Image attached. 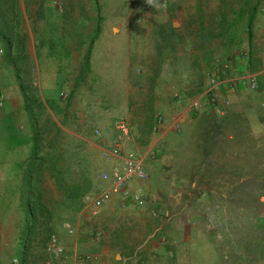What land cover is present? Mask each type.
<instances>
[{
    "label": "rangeland",
    "instance_id": "1",
    "mask_svg": "<svg viewBox=\"0 0 264 264\" xmlns=\"http://www.w3.org/2000/svg\"><path fill=\"white\" fill-rule=\"evenodd\" d=\"M24 3V6L19 7L22 17L17 26L23 49L16 55L18 59L15 67L11 66L12 73L19 77V82L22 81L28 86L29 96L38 97L44 105L50 102L45 100L44 103L42 98L40 92L42 81L48 80V76L51 75L54 81V76L58 73L65 81L75 79V86L70 84V88H66L69 90L66 98L68 101L75 98L78 106L80 104V109H77L81 111L82 126L81 130H77L80 136L76 138L82 140L87 137V133H91L90 140L94 142L100 140L102 136H107L110 143L105 141L106 150H110L115 143L112 122L117 118H126L131 124V136L120 143L123 150L136 151V142L147 141L145 128L149 123H155L158 113L162 114L155 111L153 115L149 103L152 102L154 91L159 89L155 87L156 81L165 79L167 83H164V86H170L173 90L169 91L173 93L182 91L187 97V88L188 90L200 88L203 79L209 77L206 67L212 59L217 60L215 64H218L230 58L229 54H225V48L221 46L226 37L222 32L219 35L225 27L230 26L228 32L240 38L241 43L238 46L247 43L249 46V43L253 42L256 53L261 52L254 41L256 38L254 28L250 37L243 28L247 10L253 6H255L253 27L255 23L264 26V0H151V3L149 0H24ZM241 10H245L243 14H240ZM97 25L99 30L95 34ZM29 33L34 37L32 48L37 51L36 60H33L27 48ZM0 47L2 48L0 70H4L9 63L12 64L16 47L13 46L11 60L5 54V47L1 43ZM73 48L74 51L80 52L78 58L83 64L86 49L90 48L89 65L93 64V61L96 65L88 67L86 72H80L84 65L80 66L78 71H65L66 68L62 70V62H65L63 60L68 61L69 58L64 53ZM96 50L108 54L107 62L103 60L106 54L95 55ZM236 50L237 47L229 49L232 52ZM120 52H125L124 59L121 58ZM169 62L171 65H168ZM31 65L33 69L27 70V66L30 68ZM93 68L96 70L94 74ZM122 68L127 69V76L121 80L117 76L122 72ZM165 70L174 73L163 74ZM66 77L69 80H66ZM111 77L113 87L110 88L114 91L111 92L112 97L107 98L122 103L126 101L125 109L120 107V103L103 104V95H108L109 92L101 85H106ZM142 81L146 83L141 87ZM125 82L126 87L123 86ZM176 88L180 89L176 91ZM59 90L60 88H57L55 92L61 97L58 94ZM140 95V98L147 100L146 119H141V115L134 116L135 113L128 108L129 102L132 100L134 102L135 98L139 99ZM21 97L23 98V95ZM98 98L103 101L95 103ZM68 106L71 107L72 104ZM84 106L86 111L83 110ZM34 112L36 113V110ZM25 113L26 111L24 116H27ZM45 115L43 112L38 121L39 128L44 130V133L42 136L41 133L38 134L41 140L34 149L29 124V128L16 131L14 135L7 128L11 119L7 118L3 131H0V264H45L47 255L44 247L51 234H55L64 247L63 256L53 264H140L136 258L147 251V248L137 249L133 260L127 258L122 262L121 252H126V248L117 244L113 249H109V245H105V235L110 234L108 232L110 228H113L112 232L117 233L120 223L114 220L105 221L100 208H93L85 203L79 210L71 209L64 214L63 207L69 208L71 201H65L63 189L48 168L55 162L57 167H60L71 161L69 156H65V149L67 146L69 148L71 146L69 142L72 143L76 138L70 134H61L55 129L51 130L53 123L50 119L47 120ZM73 120L70 117L66 123L69 128L75 126L77 120ZM76 123L78 125V122ZM96 130L100 132V136L95 134ZM185 148L187 144L183 150ZM84 149L89 158L92 155L95 158V154L100 158L104 156L101 151L89 148L86 141ZM100 160L96 157V169L93 171L108 169L102 167ZM182 169L184 170V165ZM25 175H28L27 178L30 176L38 192L34 199L39 218L35 233L26 246L19 241L25 224L23 208L25 204L21 195L20 198L18 195L23 183L24 187L28 186L23 180ZM73 176L76 174L72 171L71 179ZM183 187L187 188V183L181 186ZM146 190L151 194L152 190ZM7 194L11 198L1 196ZM261 201L264 203V196L260 197ZM213 213L215 211L211 212L212 217ZM141 214L145 225L151 229L153 226L150 223L157 217L154 219L149 216L148 208L141 211ZM210 222L211 218L207 223ZM258 223L262 226L264 221L259 220ZM224 224L223 222L218 226L220 229L214 237L218 243L225 238L222 230L229 227ZM259 228L257 231L262 235L264 228ZM152 230V241L157 240L158 244H167L171 241L168 240L170 236L167 235L168 238L164 235L159 236L154 227Z\"/></svg>",
    "mask_w": 264,
    "mask_h": 264
},
{
    "label": "crops",
    "instance_id": "2",
    "mask_svg": "<svg viewBox=\"0 0 264 264\" xmlns=\"http://www.w3.org/2000/svg\"><path fill=\"white\" fill-rule=\"evenodd\" d=\"M18 5L19 7L24 6V0H19ZM9 20L15 22L12 16ZM253 28L256 31L254 41L257 44L258 51L261 52L256 53L253 42L252 44L249 43V46L248 43L247 45L243 44L231 53L228 60L220 63L218 70H214L207 79H203L200 88L196 87L192 90L187 88V97L182 91H179V93L171 92L173 90L170 86H164V83H167L165 79L156 81L155 87L159 89L154 93L152 92V102L149 101V103L153 111L152 114L154 115L155 111L156 113L161 112L163 121L158 127L155 123H149L145 128L147 131L145 133V136H147L146 144L135 143L136 153L143 161L148 179L137 181L132 187L133 190L139 187H145L149 191L152 190L153 202L142 210L135 207L130 201H124L123 204L122 201L117 199L104 204L100 208L105 221L114 220L120 223L117 233L112 232L113 228H110L108 231L110 234L105 235L104 242H106L105 245H109V249H113V246L117 244L126 248V252H121L122 262H125L127 258L133 260L136 256V250L145 247L147 251L142 252V255L136 258V261H139L140 264L222 263V255L218 242L215 241L214 237L220 229L218 226L223 224L221 221L222 215L229 209L225 205L221 206L218 199H227L229 194L226 191H224L226 194L221 193L218 184L222 181L224 173H226V177H233L235 183L254 181L260 167L264 168V160H259L260 156H263L264 159V26L255 23L254 27L252 26ZM33 39L32 34L29 33L27 48L31 52L33 60H36L37 51L32 48ZM0 49L2 48L0 47ZM74 49L64 53L69 58L68 61L63 60L65 62H62V70L66 68L65 71H78L80 70L79 67L83 66V62L79 61L80 58H78L80 52L74 51ZM95 52V55L103 53L99 50ZM103 54H106L103 60L107 62L106 59L108 58L106 57L108 54ZM120 54L123 56L121 58L124 59L125 52H120ZM90 60L93 61L92 58ZM9 64L4 70H0V77H2L0 93L4 98L3 105L0 108V131H3L5 120L11 118L12 126L20 132L29 128V120L28 116H24L23 92L19 83H16V81L19 82V77H15L12 73L11 66L15 67V64L12 63L10 66ZM65 65L66 67L63 68ZM91 65L94 67L96 63L93 61ZM26 69L32 70V65L30 68L27 66ZM95 71H93V74ZM250 75L257 76L259 87L251 88L249 86L248 77ZM126 76L127 69L122 68V72L117 77L122 80ZM213 76L217 81L219 101L207 105L203 100L200 109L190 108V99L203 92L209 86V80ZM52 77V75L48 76V80L42 81L40 90L44 103L46 101L50 102L47 105L43 104V112L46 113L44 117L52 121L51 130L55 129L61 134H70V136L76 138L80 136L77 130H81L82 126L81 111L77 109H80V104L78 106L76 100H74L75 98L68 101L67 98H61L55 92L57 88H60L58 94L63 91L69 93V85L73 84L75 86L76 81L75 79L65 81L59 73L54 76V81H52ZM67 79L68 77H66ZM93 79L95 80V77ZM112 80L111 77L106 85H101L105 86L109 92L108 95H103V104L115 105L120 103V107L125 109L126 101L122 103L119 100L113 101L107 98V96L112 97L111 92L114 91L110 88L113 87ZM55 83L58 84L54 86ZM145 83V81H142L140 86H144ZM125 84L126 82L123 84L124 87H126ZM179 89L176 88L175 90L178 91ZM21 95H23V98ZM140 97L141 95L138 97L139 99L135 98L134 102H132L133 100L130 101L128 108L135 113L134 116L139 117L141 115V119H146L148 117H146L147 100ZM103 100L98 98L95 103ZM69 103L72 104L71 107L68 106ZM83 110L86 111L85 106ZM70 117L77 120L78 125L75 122V126L69 128L66 123ZM207 136L215 137V146L221 143L227 149L226 152L229 156L226 157L225 162L227 169L220 172V174L211 173L199 167L191 170L192 165L195 167L194 165L199 164L197 160H194V156H196L198 147L205 141ZM113 138H115V133ZM76 139L78 140V138ZM82 140L84 143L86 141L89 148H93V151H101L104 154L103 158L96 156V154L95 158H93V155L89 158L92 165L90 167L92 177L96 172L93 171L96 169V157L101 159L102 167L109 169L111 161L116 158L104 146L105 141L110 143L107 136H102L100 140L94 142L85 138ZM182 144H184V147L187 144V162L184 163L187 164V171L179 174L173 166L177 162L175 157H180V154L186 151L183 150L184 147L181 148ZM157 147L159 150H156ZM261 152L263 155H261ZM238 157H245L246 160H242L243 163L241 164L237 159ZM197 158H199V154ZM241 165L242 167H240ZM48 169L50 170V168ZM27 179L26 176L25 181ZM213 180L216 183H213ZM142 182L144 183L142 184ZM185 183H187V188H181ZM18 195L20 198V193ZM1 196L11 198L8 194ZM149 207L157 211V218L155 217L156 219L154 218L155 220L150 225L154 227V231H157V235L170 236V238H167L171 241L167 244H158L157 240L152 241L153 227L151 229L147 228L141 214V211H145ZM213 211L215 213L212 217L211 212ZM217 213L219 216H217ZM209 218H211L210 224L207 223ZM142 227L144 228L141 229ZM115 257H117V254H115Z\"/></svg>",
    "mask_w": 264,
    "mask_h": 264
},
{
    "label": "trees",
    "instance_id": "3",
    "mask_svg": "<svg viewBox=\"0 0 264 264\" xmlns=\"http://www.w3.org/2000/svg\"><path fill=\"white\" fill-rule=\"evenodd\" d=\"M18 2L19 0H0V42L5 47V54L9 56L10 60L12 59L11 53L13 46L16 47L15 56L23 49L21 44V35L18 34L19 28L17 27L21 15ZM244 11L245 10H241L240 14H243ZM254 15L255 6L247 10V19L243 28L248 33L249 37L252 34L251 30ZM11 16L15 21L14 23L9 20ZM98 28L99 26L97 25L95 34L98 33ZM230 29V26H228L225 27L223 31L219 32V35H221L222 32V35L226 37L221 46L223 49L225 48V54H229V56L231 55L230 53H232L229 49L232 47H237L238 49L240 48L238 45L241 43L240 38L236 34L228 32ZM89 53L90 48L86 51L83 64L84 66L80 72H86V70H88ZM15 56L11 63L16 65L18 56ZM216 61L217 60L212 59L206 67V72L209 76L214 70H218L217 68H219L220 63L222 62L221 61L220 63L215 64ZM168 65H171V62H169ZM172 70H175V68H172ZM173 73L174 72H167L166 70L163 72V74ZM19 85L23 90V106L27 113L29 125L32 131L31 141H34V149L37 147L38 141L41 140V137H38V134L41 133L40 136H42L44 133V130H40L38 124L39 117L43 112L44 106L38 97L29 96L28 86H25L22 81L19 82ZM35 110L36 113L34 112ZM219 126H221V124H219ZM7 128L12 134L16 135L17 130L14 126H12L11 122ZM86 136L87 137H84L85 139H91L92 134L87 133ZM214 139L215 137L211 136V138L205 139V141L198 147L194 160H197L199 164L197 166L194 165L195 167L192 165L191 170L199 167L205 171L220 174V172L227 169V166L225 165L226 157H229L226 152L227 149L221 143L215 146ZM83 144L85 145L83 140L73 139L72 143L69 142V145L72 147L70 146L68 148L67 146V149H65V156H69L71 161L60 167H57V163L55 162L56 164L53 163V166L50 168L52 176L56 178L57 183L61 186L64 194L66 195L65 201H71V203H69V208L63 207L64 214L68 213L71 209L79 210L95 191L94 179L91 175L92 171L90 169L91 165L89 162V154L85 151ZM4 150L6 151L7 148L5 147ZM156 150H159L158 147ZM185 150L186 151L180 154V157H175L177 162L174 163L173 168H175L176 172L179 174L187 171V164H182L183 162H187V148H185ZM2 153L4 154L3 151ZM198 154L199 158H197ZM261 155H263L262 152ZM237 159L241 164L243 163L242 160H246L245 157H238ZM259 160H264L263 156H260ZM183 165L184 170L182 169ZM240 167H242V165ZM72 171L76 174V176H73L71 179ZM225 174L226 173H224L220 184H218V187L221 188V193L226 191L229 194L227 199H218L221 206L225 205L227 208L229 207V209L221 217V221L224 222L226 226L229 225L227 229L222 230L225 235L224 240L218 243L223 259L221 264H264V233L261 235L257 231L260 229L259 227L264 228V223H262V226L258 223L259 220L264 221L260 215V208L264 205L262 201L260 202V197L264 196V168L260 167V170L256 174L257 178L250 182L246 181L235 183V179L233 177H226ZM26 176L28 175H25L23 180L28 186L24 187L25 184L23 183L22 188L19 189L23 204H25L23 207L25 210V224L19 241L25 246L29 242L31 236L35 233L36 224H39L34 199V196L38 194V192L33 185L34 183L32 184L33 180H31L30 176L28 177V180L25 181ZM213 183H216L215 180H213Z\"/></svg>",
    "mask_w": 264,
    "mask_h": 264
},
{
    "label": "built area",
    "instance_id": "4",
    "mask_svg": "<svg viewBox=\"0 0 264 264\" xmlns=\"http://www.w3.org/2000/svg\"><path fill=\"white\" fill-rule=\"evenodd\" d=\"M0 52L2 50L0 49ZM248 83L251 88L259 86L256 75L248 77ZM61 98L68 96L67 92H60ZM219 93L217 91V81L213 77L210 78L209 86L201 93L196 95L189 102V107L195 110L201 108L203 100L208 105H212L219 101ZM4 98L0 93V108L3 105ZM155 125L163 121V115L157 114L155 117ZM112 127L115 133V143H113L110 153L116 159L111 161L110 168L107 170L96 172L94 175L95 191L86 201L93 208H101L104 204L119 199L124 204V201H130L137 208H146L153 202V196L144 188L132 189L137 181H145L148 179V173L144 168L141 157L134 150H123L120 143L123 139H128L131 136V124L126 118H117L112 122ZM97 136H100L98 130L95 131ZM86 204V205H87ZM149 216L155 218L157 211L152 207L148 208ZM261 216L264 219V205L261 208ZM44 251L46 253L45 264H53L59 260L64 254V247L60 243L55 234H51L45 243Z\"/></svg>",
    "mask_w": 264,
    "mask_h": 264
},
{
    "label": "clouds",
    "instance_id": "5",
    "mask_svg": "<svg viewBox=\"0 0 264 264\" xmlns=\"http://www.w3.org/2000/svg\"><path fill=\"white\" fill-rule=\"evenodd\" d=\"M149 2L151 3V0H149ZM2 50V49H1ZM2 53V52H1ZM209 82H210V80H209ZM201 93V92H200ZM192 99V98H191ZM191 101V100H190Z\"/></svg>",
    "mask_w": 264,
    "mask_h": 264
}]
</instances>
